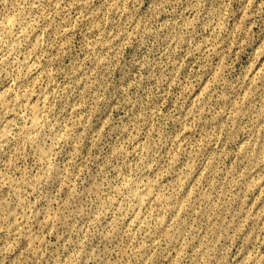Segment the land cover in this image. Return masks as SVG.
I'll return each instance as SVG.
<instances>
[{
  "label": "rangeland",
  "instance_id": "rangeland-1",
  "mask_svg": "<svg viewBox=\"0 0 264 264\" xmlns=\"http://www.w3.org/2000/svg\"><path fill=\"white\" fill-rule=\"evenodd\" d=\"M0 264H264V0H0Z\"/></svg>",
  "mask_w": 264,
  "mask_h": 264
}]
</instances>
